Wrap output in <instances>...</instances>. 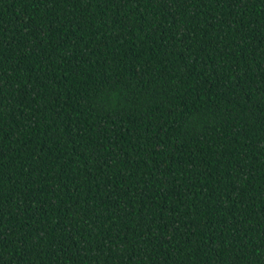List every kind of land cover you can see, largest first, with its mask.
Listing matches in <instances>:
<instances>
[{
  "label": "trees",
  "instance_id": "1",
  "mask_svg": "<svg viewBox=\"0 0 264 264\" xmlns=\"http://www.w3.org/2000/svg\"><path fill=\"white\" fill-rule=\"evenodd\" d=\"M0 264H264V0H0Z\"/></svg>",
  "mask_w": 264,
  "mask_h": 264
}]
</instances>
